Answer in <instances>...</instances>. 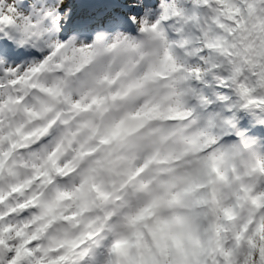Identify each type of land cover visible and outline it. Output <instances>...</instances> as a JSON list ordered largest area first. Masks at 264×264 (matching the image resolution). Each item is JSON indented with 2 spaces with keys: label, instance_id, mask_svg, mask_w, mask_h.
<instances>
[{
  "label": "clouds",
  "instance_id": "9594fccd",
  "mask_svg": "<svg viewBox=\"0 0 264 264\" xmlns=\"http://www.w3.org/2000/svg\"><path fill=\"white\" fill-rule=\"evenodd\" d=\"M0 264H264V0H0Z\"/></svg>",
  "mask_w": 264,
  "mask_h": 264
},
{
  "label": "bare ground",
  "instance_id": "6f19581e",
  "mask_svg": "<svg viewBox=\"0 0 264 264\" xmlns=\"http://www.w3.org/2000/svg\"><path fill=\"white\" fill-rule=\"evenodd\" d=\"M73 7V14L75 11L80 12V14L85 13V15L89 14L90 9H96L97 12L103 11V7H98L94 5V3H76L72 5ZM92 15H95V13H92Z\"/></svg>",
  "mask_w": 264,
  "mask_h": 264
},
{
  "label": "rangeland",
  "instance_id": "374dc122",
  "mask_svg": "<svg viewBox=\"0 0 264 264\" xmlns=\"http://www.w3.org/2000/svg\"><path fill=\"white\" fill-rule=\"evenodd\" d=\"M94 4H95L96 6H98V7H100V6L103 7V6H102L103 4H97V3H94ZM104 9H105V8H104ZM117 10H118V9H117ZM75 12H76V11H75ZM75 12H74V13H75ZM121 15H123V13H121Z\"/></svg>",
  "mask_w": 264,
  "mask_h": 264
}]
</instances>
